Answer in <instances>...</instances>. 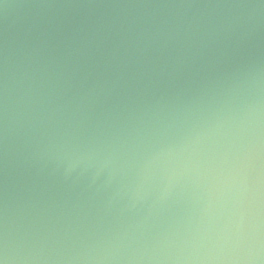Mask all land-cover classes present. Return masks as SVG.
I'll return each mask as SVG.
<instances>
[{
  "label": "water",
  "instance_id": "water-1",
  "mask_svg": "<svg viewBox=\"0 0 264 264\" xmlns=\"http://www.w3.org/2000/svg\"><path fill=\"white\" fill-rule=\"evenodd\" d=\"M0 264H264V0H0Z\"/></svg>",
  "mask_w": 264,
  "mask_h": 264
}]
</instances>
